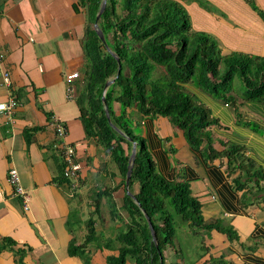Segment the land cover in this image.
<instances>
[{
  "label": "crops",
  "instance_id": "0c3cea01",
  "mask_svg": "<svg viewBox=\"0 0 264 264\" xmlns=\"http://www.w3.org/2000/svg\"><path fill=\"white\" fill-rule=\"evenodd\" d=\"M180 2L191 18L192 29L214 37L227 55L243 53L264 57V0H185ZM78 0H0V70L10 72L18 108L10 119L0 115V264H107L118 255L123 231L125 185L112 155L95 139H87L75 95L67 96L66 76L86 66L83 38L84 12ZM216 7L224 16L209 9ZM11 90L1 85L0 103ZM217 123L210 128L213 146L243 147L244 163L264 173V104L239 100L227 105L196 91ZM119 113L120 107L115 105ZM136 132L143 137L157 166L168 180L189 183L202 205L206 224L221 222L238 239L213 229L201 231L203 252L188 260L169 246L165 264H264V175L246 173L227 159L208 160L194 153L180 129L165 117H144L129 110ZM56 118L67 129L64 142L76 146L81 165L78 188L59 177L62 162L52 125ZM17 171L30 195L25 211L9 181ZM139 185H134L137 192ZM100 194V210L95 201ZM121 215L112 219L110 207ZM95 221L93 243L71 255L72 241L80 247L88 234L87 222ZM186 233H189L186 231ZM206 235V236H205ZM201 237V236H200ZM185 247V245H184ZM86 259V260H85ZM128 264H133L129 262Z\"/></svg>",
  "mask_w": 264,
  "mask_h": 264
},
{
  "label": "trees",
  "instance_id": "16d2710c",
  "mask_svg": "<svg viewBox=\"0 0 264 264\" xmlns=\"http://www.w3.org/2000/svg\"><path fill=\"white\" fill-rule=\"evenodd\" d=\"M185 1V0H180ZM254 9H258L251 0ZM102 0H78L76 12H84L83 51L86 66L77 84L80 121L87 139H95L112 155L125 185L133 143L137 154L125 193L123 231L119 235L118 255L110 256L107 264H165V252L174 246L178 229L183 225L191 235L201 231L219 230L230 241L238 239L231 227L221 222L206 224L201 202L192 195L189 183L168 180L157 172L156 161L147 143L136 132L130 108L144 117H165L180 129L194 153L208 160L227 159L229 168L238 165L241 172L264 175L251 162L244 163L243 147L228 146L217 151L209 131L217 119L196 91L227 105L237 101L264 104V57L243 53L223 54L218 41L192 29L190 15L176 0H107L99 28L107 46L99 39L94 24ZM264 18V14L260 12ZM119 66L121 72L116 78ZM115 82L104 92L106 83ZM239 78L244 86L242 96L235 95L232 84ZM106 99L110 122L106 116ZM120 107L119 113L115 105ZM116 129H115V128ZM61 155V154H60ZM64 162L59 165L57 181L63 175ZM139 189L134 191V185ZM101 195L95 201L100 210ZM112 219L121 216L110 207ZM150 218L157 241L146 219ZM85 242L69 247L71 255H80L82 247L93 243L95 221L87 224ZM86 260V259H85ZM211 259L207 264H222Z\"/></svg>",
  "mask_w": 264,
  "mask_h": 264
},
{
  "label": "built area",
  "instance_id": "2783aa9c",
  "mask_svg": "<svg viewBox=\"0 0 264 264\" xmlns=\"http://www.w3.org/2000/svg\"><path fill=\"white\" fill-rule=\"evenodd\" d=\"M4 55L0 49V61L3 59ZM0 79H1V85L5 86L9 90H11L10 98L6 102L0 103V115H5L8 118H12L15 114L16 109L18 108V101L13 96L12 92V79L10 72L4 69L0 70ZM82 79V75L80 72H72L66 76V82H67V96L68 98H72L75 95V82ZM52 125L55 129V133L59 139V143L56 145V148L59 149V152L61 154V157L64 162V171L63 175L66 179H71L74 181L73 188H78V185L80 183V172H81V165L77 161L76 157V146L67 144L64 142V138L67 134L66 127L59 122L58 119L53 118L52 119ZM9 181L15 188V194L21 198L23 207L25 211H29L30 208V195L27 190L23 188L21 185V181L19 178V175L17 171L10 170L9 171Z\"/></svg>",
  "mask_w": 264,
  "mask_h": 264
},
{
  "label": "rangeland",
  "instance_id": "374dc122",
  "mask_svg": "<svg viewBox=\"0 0 264 264\" xmlns=\"http://www.w3.org/2000/svg\"><path fill=\"white\" fill-rule=\"evenodd\" d=\"M209 9L219 16H224V14L214 6H210ZM232 87L235 95H238V97L242 96V94L245 91L244 86L240 82L239 78H235ZM186 231L188 230L183 225L178 229V234L176 236L174 245L177 249L179 247H182L183 248L182 252L185 254L186 257L188 255L187 257L188 260L192 261L194 255L201 254V252H203L202 249L203 247L201 245L202 244L201 242L203 241L204 238L202 237V235L194 236L191 235L190 233H186Z\"/></svg>",
  "mask_w": 264,
  "mask_h": 264
},
{
  "label": "water",
  "instance_id": "95a60500",
  "mask_svg": "<svg viewBox=\"0 0 264 264\" xmlns=\"http://www.w3.org/2000/svg\"><path fill=\"white\" fill-rule=\"evenodd\" d=\"M106 5H107V0H102L101 2V5H100V9L96 15V19H95V24H94V27H95V30L97 32V35L99 37V39L101 40V42L107 46V43H106V39H105V36H104V33L102 32V30L99 28V20L102 16V14L104 13L105 9H106ZM121 72V66H119V69H118V73H117V76L116 78L119 76ZM115 79H112V80H109L106 85H105V88H104V92H106V90L110 87L111 84H113L115 82ZM103 103L105 104V110H106V116L110 122V114H109V111L107 109V105H106V99H105V96H103ZM111 123V122H110ZM115 128V127H114ZM116 129V128H115ZM136 154H137V143L134 142L133 143V147H132V152H131V155H130V158H129V165H128V170H127V174H126V180H125V191L128 195H130L134 200L136 199L135 196L130 192L129 190V187H130V181H131V177H132V173H133V166H134V162H135V159H136ZM146 219L148 221V224H149V227H150V230H151V233H152V236H153V240L154 242L157 241L156 239V234H155V231H154V228L152 226V223H151V220L150 218L146 215Z\"/></svg>",
  "mask_w": 264,
  "mask_h": 264
}]
</instances>
